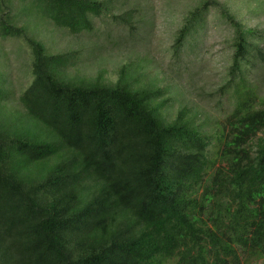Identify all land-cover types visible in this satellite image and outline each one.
<instances>
[{
  "label": "trees",
  "instance_id": "obj_1",
  "mask_svg": "<svg viewBox=\"0 0 264 264\" xmlns=\"http://www.w3.org/2000/svg\"><path fill=\"white\" fill-rule=\"evenodd\" d=\"M112 2L0 0V39L23 44L31 78L17 94L0 53V264L264 260V102L248 81L264 62V34L225 1L185 13L176 70L212 11L233 30L222 84L230 111L200 119L196 105L177 107V74L139 57L113 78L86 73L80 50L39 37L45 25L91 33ZM135 9L121 16L132 39Z\"/></svg>",
  "mask_w": 264,
  "mask_h": 264
},
{
  "label": "rangeland",
  "instance_id": "obj_2",
  "mask_svg": "<svg viewBox=\"0 0 264 264\" xmlns=\"http://www.w3.org/2000/svg\"><path fill=\"white\" fill-rule=\"evenodd\" d=\"M197 1L113 0L112 11L95 19L93 32L73 35L45 25L39 37L54 51L65 48L80 50L84 61L80 63L79 69L90 74L103 69L106 75L113 78L116 68L128 58L145 59L161 76H168L172 72L177 74V107L181 102H188L196 105L200 119L206 116L223 119L230 111L222 84L225 81L223 78L227 77L228 62L233 51V30L220 19L218 12L212 11L207 27L195 40L197 45L193 49L185 46L182 63L177 66V70L174 66L172 44L175 33L183 23L185 13ZM221 1L230 5L248 27L256 28L264 34V0ZM135 7L132 22L136 37L132 39L129 37V26L122 22L121 16ZM114 14L118 17L115 18ZM104 42L105 47L90 50L92 46ZM0 53L9 84L18 94L31 79L28 51L20 41L0 39ZM248 81L264 102V62L252 69ZM184 85L187 87L182 89ZM262 135L264 131L259 134ZM263 261L253 264H263Z\"/></svg>",
  "mask_w": 264,
  "mask_h": 264
}]
</instances>
